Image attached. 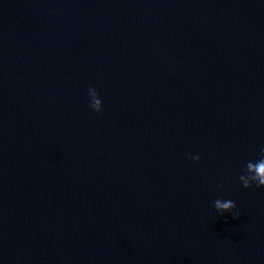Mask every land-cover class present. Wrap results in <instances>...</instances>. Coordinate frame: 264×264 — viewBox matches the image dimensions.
<instances>
[{"label": "water", "instance_id": "1", "mask_svg": "<svg viewBox=\"0 0 264 264\" xmlns=\"http://www.w3.org/2000/svg\"><path fill=\"white\" fill-rule=\"evenodd\" d=\"M261 148L264 0H0V264H264Z\"/></svg>", "mask_w": 264, "mask_h": 264}, {"label": "clouds", "instance_id": "2", "mask_svg": "<svg viewBox=\"0 0 264 264\" xmlns=\"http://www.w3.org/2000/svg\"><path fill=\"white\" fill-rule=\"evenodd\" d=\"M88 96L90 97L89 107L96 112L102 110V101L98 98L99 93L91 86L88 88ZM259 159L255 162L247 161L242 174L238 177L243 188L247 189L255 185L257 188L264 187V148L259 151ZM193 161H199L200 156H190ZM237 207L236 203L232 200L222 201L216 199L214 201V208L217 212L230 213ZM234 219L238 216H233Z\"/></svg>", "mask_w": 264, "mask_h": 264}]
</instances>
